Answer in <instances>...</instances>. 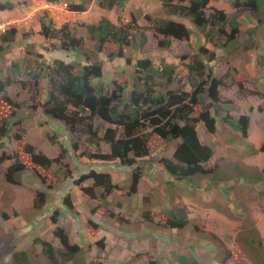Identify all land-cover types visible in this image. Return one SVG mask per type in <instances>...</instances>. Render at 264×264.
I'll return each instance as SVG.
<instances>
[{
  "label": "rangeland",
  "instance_id": "obj_1",
  "mask_svg": "<svg viewBox=\"0 0 264 264\" xmlns=\"http://www.w3.org/2000/svg\"><path fill=\"white\" fill-rule=\"evenodd\" d=\"M0 1L13 5L11 10L0 11V35L10 29L16 30L14 42L10 45L12 48L0 53L2 69L20 62L27 51L37 54L43 52L42 46H51L50 41L44 40L38 33L43 17L51 19L56 27L68 23L73 34L83 38L86 47L93 52L97 45L90 42L84 25L96 24L101 17L114 23L119 22V17L124 25L130 23L133 16L141 27L148 26L144 15H150L152 19L182 21L167 15L159 0H127L122 11L118 8L106 11L99 7L96 0L90 3L85 13L68 10V6L78 4L80 0H59L52 5L47 0ZM231 1L210 0L208 8L223 10L230 16L234 14ZM104 11L106 16H103ZM257 18L252 12H241L238 18L241 32L236 37V52L229 57L225 56L223 48H215L193 27L188 42L172 40L166 48L157 45L163 38H153L149 31L147 42L138 49L142 31L132 30L133 39L124 49L123 58L107 61V53L116 49L114 45H106L101 53H97V59L103 62L100 81L109 86L113 81L127 86L132 83L134 67L128 66L126 59L135 65L138 59L149 58L155 66L161 62L176 64L178 80L185 83L184 90L190 91L183 64L197 55L201 47L215 52L211 69L226 84L219 89V93L223 100L232 102L231 115L250 117L251 138L248 135L245 139L239 132L225 127L210 135L199 124L196 127L199 140L212 147L214 155L204 165L208 174L195 176L201 182L197 190L194 178L187 179L193 182L191 187L187 186V181L176 184L159 163L162 158L172 157L179 141L165 143L153 136L148 142L149 156L136 166L141 172L136 191L129 193L135 168L121 166L119 161L88 158L91 154L108 153V145L78 133L70 136L62 123L43 115L39 104L44 101V96L36 97L33 79L24 73L17 77L6 90L13 105H0V124L9 123V135L0 137V157L22 152L25 142L50 159L58 157L63 151V158L47 170H34L29 165L17 178V184L9 183L5 178L12 161L0 163V213L7 206L16 213L7 220L0 218V264H11L12 254L21 251L27 254L32 264H50L34 240L50 242L57 253L61 251L58 240L52 234L54 225L50 217L53 213H56L57 225L68 232L71 244L82 248L83 256L81 260H65L57 255L58 264H178L179 256H192L198 264H264L258 253L259 248L264 252V173L261 166L264 154L259 153L260 158L253 156L257 152L249 144L252 137L251 143L255 146L264 140L263 130L255 128L257 121L263 122V115L257 108L264 105V100L258 96L243 99L245 92L264 88V25L257 26ZM248 30L255 31L252 39L257 43L256 48L250 43ZM213 42L222 46L226 40L216 37ZM56 58L73 62L75 55L52 49L44 56L46 62ZM184 58L185 61L181 60ZM233 65L247 76L243 92L231 85ZM44 84L43 80L39 82L38 90ZM16 136H20V142L16 141ZM74 142L79 145L77 151L71 147ZM255 160L257 163H254ZM90 170L108 173L117 186L106 198L105 206L101 203L100 189L95 191L97 197L92 199L83 192V188L92 186L91 180L75 184L81 175ZM38 191L46 196L41 210L33 208ZM66 198L71 208L65 205ZM101 206L104 207L103 215L112 212L115 217L90 214L93 207ZM147 210L151 213L150 221L142 217ZM170 210L186 215L189 221L184 228L168 226L167 212ZM116 217H121L123 222L118 223ZM89 218L99 227H89ZM102 241L104 248L100 249L97 243Z\"/></svg>",
  "mask_w": 264,
  "mask_h": 264
},
{
  "label": "trees",
  "instance_id": "obj_2",
  "mask_svg": "<svg viewBox=\"0 0 264 264\" xmlns=\"http://www.w3.org/2000/svg\"><path fill=\"white\" fill-rule=\"evenodd\" d=\"M47 1L51 4L59 2V0ZM92 1L80 0L78 4L68 6V10L84 13ZM159 1L167 15L175 16L182 21L152 19L150 15H144L148 26L141 27L136 24L133 16L130 23L124 25L120 23L119 18L117 19L119 22L113 23L102 17L96 24L84 25L90 42L97 45L93 52V49L86 47L83 38L73 34V29L68 23L56 27L51 19L43 17L40 19L38 33L44 40L50 41L51 46H42L43 52L37 54L27 51L20 62L12 63L6 69L0 68V105L12 106V99L6 95L7 88L12 86L15 79L23 73L29 76L33 79L32 86L36 97L44 96V101L39 104L44 116L62 123L70 136L78 133L108 145V153H95L88 155V158L105 162L119 161L121 166L135 168L131 176L129 193L136 191V185L141 177V172L136 166L140 160L149 156L148 142L153 136L165 143L179 140L172 157L162 158L159 162L164 171L177 182L196 175L208 174L204 165L212 159L214 150L199 140L196 130L198 123H202L205 132L214 134L219 120L222 125H228L238 131L243 138H248L249 117L242 115L235 118L229 114L232 110V102L223 100L219 93V88L226 84L215 76L209 66L210 62L215 61L216 54L204 47L199 48L198 54L189 58L188 63L183 64L190 91L184 90L185 83L178 80L177 65L161 62L155 66L149 58L138 59L135 65L126 59V64L134 67L132 83L128 86L116 81L109 86L100 81L103 62L97 59V53H101L106 45H114L116 49L107 53V61L123 58L124 49L133 39L132 30L142 31L139 34L138 45V49H141L147 42L149 31L152 32L153 38L162 37L163 40L158 41L157 45L166 48L170 44L168 39L187 41L195 28L196 32L207 42H212L215 48H223L225 56L229 57L236 52V37L241 32L238 22L241 12H252L258 17L257 26L264 25V0H232L231 7L234 14L230 16L223 10L209 9L210 0ZM126 2L127 0H98V5L106 10L118 8L122 11ZM12 8L11 3L0 1V11ZM254 32L248 30L247 35L250 43L256 48L257 43L252 39ZM15 35V29L7 30L0 35V53L12 48L10 45L14 42ZM216 37H223L226 42L218 46L220 45L217 44L218 42H213ZM228 45L231 47L229 48ZM52 49L65 54L72 53L75 55V60L66 62L56 58L46 62L44 56ZM181 60L185 61V58ZM233 72L234 74L230 76L231 85L237 86L242 91L243 85L247 83V76L240 70H232ZM42 80L45 84L38 90L39 82ZM262 93L253 91V95H258L261 99L264 98ZM258 112L264 113V105L258 106ZM8 135L9 123L3 122L0 124V137L6 138ZM20 140V136H16V141L20 142ZM23 143L22 152H16L11 156L3 154L0 157V163L4 160L12 161L5 174L9 183L17 184V178L29 165L34 170L37 168L47 170L63 158V151L58 157L50 159L38 152L33 145ZM71 147L73 151L79 149L77 142ZM257 152L264 153V142ZM88 179L92 180V186L83 188V192L92 199L97 197L95 191L100 189L101 203L105 206L106 198L117 186L112 183L109 174L97 173L94 170L81 175L75 184L78 185ZM45 200L46 196L43 192H36L33 208L41 210ZM64 201L65 205L72 207L68 198ZM97 207H93L90 214L101 213L105 218L115 217L112 212L103 215L104 207ZM167 213V224L170 228L182 229L189 221L186 215L174 210ZM15 215V211L7 206L1 211L0 218L7 220ZM142 217L150 221V211H144ZM50 219L54 225L53 237L58 240L61 251L57 253L52 244L44 240L35 239L34 244L40 245L42 254L50 264H58L57 255L65 260L73 258L81 260L82 248L77 244H71L68 232L57 225L56 213H53ZM116 221L120 223L123 219L116 217ZM87 223L91 228L99 227L91 218ZM97 244L100 249L104 248L103 241ZM258 253L264 261V252L259 248ZM177 263L198 264V261L192 256H179ZM11 264L32 263L27 254L21 251L12 254Z\"/></svg>",
  "mask_w": 264,
  "mask_h": 264
},
{
  "label": "crops",
  "instance_id": "obj_3",
  "mask_svg": "<svg viewBox=\"0 0 264 264\" xmlns=\"http://www.w3.org/2000/svg\"><path fill=\"white\" fill-rule=\"evenodd\" d=\"M48 2V1H47ZM49 3V2H48ZM49 5H52L51 3L49 4ZM106 11H104V15L103 16H106L107 14L105 13ZM110 20V19H109ZM111 21V20H110ZM113 22V21H112ZM231 69L233 70V71H238V69H237V67H235L234 65L233 66H231ZM250 91H252L251 93L249 92V93H247V92H245L244 93V96H243V99L244 98H247L248 96H258V95H253V91H257V92H263L262 94H264V88L263 89H261V90H250ZM259 97V96H258ZM262 100H264V98L262 99ZM257 111H258V108H257ZM233 112V109L232 110H230V113H232ZM263 116V122H261V123H259V121H257L256 123H255V128L257 129V128H259L260 130L262 129L263 130V123H264V113H261ZM231 115V114H230ZM251 125H252V121L250 120V117H249V124H248V130H247V133H248V135H249V137L251 138V135H250V130H251ZM223 127H225V128H227L228 130H230V131H236V130H234V129H232L231 127H229L228 125H222V124H218L217 125V130L216 131H218L219 129H222ZM263 134H264V130H263ZM261 141V140H260ZM251 142H253V137H252V139H251ZM249 143L252 147V149L254 150V152H257V150H258V148L261 146V144L264 142V140L258 145V146H255V145H253L252 143ZM259 153H261V152H257L256 154H254L253 156H258L259 158L261 157L260 155H259ZM261 154H264V153H261ZM263 158V157H262ZM212 160V159H211ZM257 161H258V159H257ZM257 161L255 160L254 161V163H257ZM263 161V164L261 165L262 167H264V159L262 160ZM191 178H194L195 180L193 181V182H195V188H196V190H197V187L200 185V183L201 182H198L197 181V179L195 178V176L194 177H191ZM172 181L174 182V183H184L185 181H187L188 183H187V186H189V187H191V184H193V182L192 183H190L188 180H183V181H175L174 179H172ZM198 189H199V187H198ZM191 205V204H190Z\"/></svg>",
  "mask_w": 264,
  "mask_h": 264
},
{
  "label": "clouds",
  "instance_id": "obj_4",
  "mask_svg": "<svg viewBox=\"0 0 264 264\" xmlns=\"http://www.w3.org/2000/svg\"><path fill=\"white\" fill-rule=\"evenodd\" d=\"M93 1H96V0H93ZM93 1H92V2H93ZM97 1H98V0H97ZM92 2H91V3H92ZM105 10H106V9H105ZM106 11H109V10H106ZM84 13H85V12H84ZM101 18H102V17H101ZM101 18H100V19H101ZM105 18H106V17H105ZM118 18H119V17H118ZM118 18H117V19H118ZM100 19H99V20H100ZM107 19H108V18H107ZM99 20H98V21H99ZM98 21H97V22H98ZM111 22H112V21H111ZM113 23H114V22H113ZM189 39H191V36H190ZM189 39H188V40H189ZM172 40H174V39H171L170 44H171ZM188 40H187V41H178V42H188ZM174 41H177V40H174ZM170 44H169V46H170ZM165 63H166V62H165ZM210 63H211V62H210ZM210 63H209V66H211ZM168 64H174V63H168ZM174 65H176V64H174ZM211 67H212V66H211ZM221 88H222V87H221ZM221 88H219V89H221ZM229 114H231L230 111H229ZM232 116H233V115H232ZM241 116H242V115H241ZM238 117H239V116H238ZM238 117H235V118H238ZM199 124H202V123H198V124L196 125V127H197ZM218 124H221V123L219 122V120H217V125H218ZM217 125H216V126H217ZM229 127H230V126H229ZM232 129H233V128H232ZM216 130H217V128H216ZM234 130H235V129H234ZM204 131H205V130H204ZM237 132H238V131H237ZM205 133H207V132H205ZM215 133H216V132H215ZM215 133H214V134H215ZM207 134H209V133H207ZM239 134H240V133H239ZM210 135H213V134H210ZM240 135H241V134H240ZM177 141H179V140H177ZM263 168H264V167H263ZM263 168H262V172H263ZM94 171L97 172L96 170H94ZM97 173H103V172H97ZM107 174H108V173H107ZM168 176H169V175H168ZM91 181H92V180H91ZM92 183H93V182H92Z\"/></svg>",
  "mask_w": 264,
  "mask_h": 264
}]
</instances>
